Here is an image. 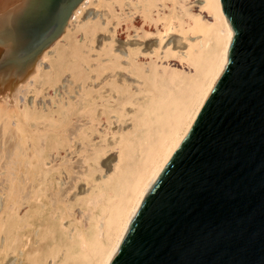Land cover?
Segmentation results:
<instances>
[{
  "label": "bare ground",
  "instance_id": "bare-ground-1",
  "mask_svg": "<svg viewBox=\"0 0 264 264\" xmlns=\"http://www.w3.org/2000/svg\"><path fill=\"white\" fill-rule=\"evenodd\" d=\"M109 1L127 4L147 19L162 20L159 47L167 41L161 61L148 65L141 51L133 48L129 53L120 48L121 53L109 57L112 65L97 62L102 70H112L105 77L113 78L103 81L115 89L113 101L108 97L102 101L114 104L112 111L120 112L117 119L129 113L125 112L128 103H138L132 127L124 133L112 130V136H120L104 148L117 149L118 161L98 179L96 172H104L99 160L110 150L88 145L69 156L60 149L71 148L81 135L89 136L87 124L106 114L97 113L94 106L96 98L103 96L100 92L83 90L73 100L69 93L71 84H83L94 66L86 67L89 73L83 70L87 57L80 47L71 52V36L83 30L93 39L98 27L107 28L109 17L105 23H77L72 35V18L78 21L95 0H0V127L13 139L10 151L0 147V191L6 196L0 208V264L19 248L27 264H109L133 214L190 131L229 60L233 30L222 0ZM116 10L111 15H121ZM135 12L129 14L131 20ZM177 31L187 40L186 48L180 40L175 44L173 36L168 38ZM142 32L152 35L149 28ZM64 39L67 42L61 46ZM170 56L180 62L172 65ZM46 60L49 70L43 68ZM72 67L73 80L62 79ZM59 83L63 85L56 89ZM45 85L50 87L51 103V99H33L30 104L29 94H40ZM61 89L69 95H59L58 100ZM135 90L141 95L135 97ZM81 182L90 184L91 190L81 197L71 196Z\"/></svg>",
  "mask_w": 264,
  "mask_h": 264
},
{
  "label": "water",
  "instance_id": "water-1",
  "mask_svg": "<svg viewBox=\"0 0 264 264\" xmlns=\"http://www.w3.org/2000/svg\"><path fill=\"white\" fill-rule=\"evenodd\" d=\"M229 60L109 264H264V0H222Z\"/></svg>",
  "mask_w": 264,
  "mask_h": 264
},
{
  "label": "rangeland",
  "instance_id": "rangeland-1",
  "mask_svg": "<svg viewBox=\"0 0 264 264\" xmlns=\"http://www.w3.org/2000/svg\"><path fill=\"white\" fill-rule=\"evenodd\" d=\"M127 1H129V0H123V3L127 2ZM97 2H98V0H95V3L91 4L84 11V13L82 14L81 18L78 19V21L76 20L75 16L72 18V20H71V29H74V27L77 25V23H82V22H87V21H91V22H100V21L102 22L103 21L105 23L107 17H109V19L111 21L110 23L111 24L113 23V24L111 26L110 23H109L107 28H106V26L105 27H98L97 33L94 35L93 39H90V36L86 37L85 36V32L83 30H77L76 36L73 35V33L75 32V29L71 32L72 35H73V36H71V52H72V48L80 47L81 49H83V53L87 57V59L84 62L85 67L83 68V70L85 72L89 73V70H86V67H89L90 64H93L94 66L92 67L93 69L90 70V73H89L90 77H88L83 84L81 83V81H77L76 83L71 84V89H70V93L69 94L71 96V100H73V99H76L74 97L77 96L78 92H81L83 90H86L87 92H91V93L98 94V95H100V93H101V96L102 95L103 96L96 98L94 106H95V109L97 110V113H99L101 111H104V113H106V114H105V116H102L101 119L97 118L94 121V123L91 124L89 122L87 124L85 129L89 133V136L81 135L78 138H75L74 142L72 141L73 145L71 146V148H69L68 146H65V147L61 148L60 151H63L62 152L63 155L72 156V153H71L72 151H75V150L76 151H80V150L81 151L82 150L85 151L84 149H86V147L88 149V147H89L88 145H90L91 148H96L97 150H110L107 153L103 154L101 156L100 160H99V166L102 167L103 170H104L103 173L96 172V175H97L96 177L98 179H100L99 176L100 177L101 176L105 177L106 174L108 172H110V170L111 171L113 170L114 164L118 161V150L117 149H110V146H106L104 148V146H105V144L107 145V144H110V143H114V141H116L119 138V136H120L119 134L112 136V133H111L112 130H115V131L118 130V131H120L119 133H122V132L124 133V132L128 131L132 127L133 122H134V118H136V116H137L136 115L137 114L136 110L138 108V103L137 104L128 103L125 106L126 107L125 108V112H129V113L127 115H125V116H122V119L118 120L117 117H116V114H119L120 112L112 111V109L114 108L113 107L114 104H112L111 102H105L104 103L102 101V99H106V97H108V99L113 101L111 95L113 94V92L115 93V89H111L110 83H107V81L112 79L113 76H109V78L105 77L110 72H112V70L110 68L102 70L101 66L98 65L97 62L98 61H103L104 63H106V65H112V62L108 63L109 62V57H111V56L115 57L116 54L121 53V49L125 50L126 53H129V51L132 50V48L135 49V50H140L141 51L140 54H142V56H144L145 60L147 61L146 65H148L149 62L150 63L153 62V60H155V61H157V60L159 61L160 60L161 61V56H163L164 49H165L163 47L166 45V41L167 40H165L162 43V46L159 47L160 46V35L158 33V29L162 31L161 33L164 32V23H163L162 20L156 22L155 20L147 19V18L144 17L143 14H141L142 13L141 11H138L136 9H132V10L137 11V12H135L136 16L133 17V20H131L132 18H131V16H129V14L131 15V13L134 12V11H132L130 9V6H128L127 4H124L122 6V5H120V2H118V1H117V3H113V2L111 3L109 0H104V1L102 0V1H100V3L99 2L97 3ZM196 3H197V1L196 2H192L191 5H194V4L196 5ZM113 9H115V10L117 9L116 11L117 12H121V15L116 16V17L111 15V12H112ZM168 11H169V9L166 8V12H168ZM197 12H198V9H197ZM154 13H157L156 10L154 11ZM108 15H110L111 17L108 16ZM122 17H124V18L121 19ZM74 18H75V20H73ZM134 18H136V19H134ZM137 19H138V21H137ZM134 20H136V21H134ZM74 21H75V23H74ZM129 21L131 23L130 28L127 25L129 23ZM136 22H140L141 24L137 23L138 24V26H137ZM122 23H124V25ZM145 23H146V25H145ZM140 25L142 26V28H141ZM113 26H114V28H113ZM131 28H132V30H130ZM143 28H149V30L152 31L151 32L152 35H150V37L149 36H144L143 35L144 32H142ZM124 31L126 32V34H125ZM130 31H132V32H130ZM172 36H173V38H175V44H177L178 40H180L179 43H181L182 46H181V44H179L178 48H180V46L183 48V46L187 45V40L182 37L183 36L182 33L179 34V32L177 31V32L171 34L168 38H170V37L172 38ZM151 38H153V39H151ZM149 39L152 41V43H153L152 45H151V43H150L151 41H149ZM137 41H138V43H137ZM143 41H145V42H143ZM64 42H67V39H64L61 42V46L64 45ZM149 44H150V46H149ZM155 45H158V46H155ZM147 47H148V49H146ZM149 48H151V49H149ZM161 48H163V49H161ZM185 48H186V46H185ZM156 50L159 52L160 56L157 54ZM72 56H74V55H72ZM72 56H71V58H72ZM133 56H135V54H133ZM146 56H148L147 59H146ZM170 58H171L170 59L171 63L174 66L176 64L173 61L177 60V61L180 62V59L177 56H170ZM104 60H106V62ZM114 64L115 63L113 61V65ZM50 65H51L50 61L46 60L44 62V64H43V68L49 70L48 67H50ZM74 70H75V68H73L71 70V72L70 71H66L64 73L62 79H69V80L72 81L73 80L72 72ZM115 70L116 71H121V72H123V71L126 72L127 71L124 67H116ZM117 76L120 77V75H117ZM135 76L136 75H134L133 77H135ZM104 77H105V79H104ZM122 78L124 80L123 76H122ZM103 79L107 80V81L104 82ZM123 80L121 79V81H123ZM64 81H66V80H64ZM102 82H103V84H102ZM106 83H107V85H106ZM60 85H61V83L58 84L56 89ZM79 85L81 86V90L79 88ZM51 91H54V90H51ZM61 91H59V90L57 91L56 99H58V100H59L60 97H62L63 94H65V96L69 95L68 93L66 95V93L64 92V89H61ZM48 92H50V87L45 85L43 87V91L40 94L36 95L35 92L34 93L33 92L30 93L29 96H28L29 103L31 101H33V99H35L36 102L37 101H40V102L41 101L42 102L47 101V102H49V100L51 99L50 98L51 96L48 94ZM60 92H61V94H60ZM54 95L55 94H53V96ZM59 95H60V97H59ZM140 95L141 94L138 92V90L137 91L135 90V97H138ZM41 99H43V100H41ZM51 101H52V99L50 100L49 103H51ZM139 101L142 102L143 99H140ZM30 104H32V102ZM54 107H56L55 104H54ZM106 115L109 116L108 120H106L107 119ZM103 117H105V118H103ZM114 120H115V122H114ZM108 122H109V124H108ZM111 122L113 124H111ZM97 123H98V125H97ZM0 126H1V124H0ZM1 127H0V129H1ZM107 129H109V130H107ZM1 131H2V134H0V143L2 142L3 145L0 144V147L3 146V148L6 149V151H10V149L12 148V145H13V141H11V140H13V139L8 137L9 133H6V132L4 133L5 130L3 128L0 130V133H1ZM2 135H4V136L2 137ZM5 139H6V141H5ZM15 140H17V139H15ZM4 141L7 142V143H5ZM9 143H10V145H9ZM8 146H11V147L9 148ZM2 150H4V149H2ZM48 150H52V149H48ZM6 155H5V157H7ZM77 158L78 157H76V159ZM62 175H64V172H62ZM81 183L78 184L79 186H77L74 190H72L71 196L73 194L78 193L77 196L81 197V196L86 195L88 193V188H89V191L91 190V185L90 184H88V183L86 184V182H83L82 184ZM0 187H2V186L0 185ZM83 191L85 193H83ZM5 197L6 196H5L4 191L3 192L0 191V208H2L3 205H4ZM76 206L78 207L79 205L77 204ZM1 236H2V240H3L4 239V234H2ZM36 238H37L36 235L34 233H32V239L35 240ZM1 264H27V259H26V256L23 255V253H22V248H19L18 251L12 252L9 256H7L1 262Z\"/></svg>",
  "mask_w": 264,
  "mask_h": 264
}]
</instances>
